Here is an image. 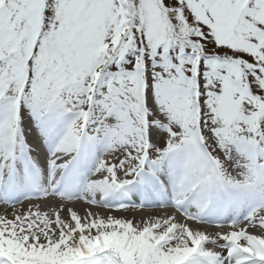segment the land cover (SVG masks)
<instances>
[{"label":"snow or ice","instance_id":"obj_1","mask_svg":"<svg viewBox=\"0 0 264 264\" xmlns=\"http://www.w3.org/2000/svg\"><path fill=\"white\" fill-rule=\"evenodd\" d=\"M0 208V264H264V0H0Z\"/></svg>","mask_w":264,"mask_h":264},{"label":"bare ground","instance_id":"obj_2","mask_svg":"<svg viewBox=\"0 0 264 264\" xmlns=\"http://www.w3.org/2000/svg\"><path fill=\"white\" fill-rule=\"evenodd\" d=\"M0 211H2V208H0ZM118 215H125V213H117ZM133 213H128L127 215H132ZM139 216V214H137Z\"/></svg>","mask_w":264,"mask_h":264}]
</instances>
